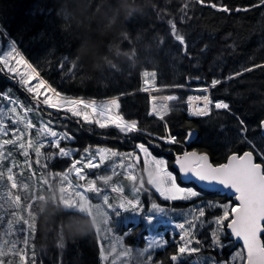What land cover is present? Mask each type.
Wrapping results in <instances>:
<instances>
[{
  "label": "trees",
  "instance_id": "16d2710c",
  "mask_svg": "<svg viewBox=\"0 0 264 264\" xmlns=\"http://www.w3.org/2000/svg\"><path fill=\"white\" fill-rule=\"evenodd\" d=\"M213 3L216 8L210 6ZM224 6L228 12L221 10ZM176 34L184 36L183 44L175 39ZM81 49L87 53L83 58H79ZM6 52H12V60L20 61V57H24L36 72L31 73L29 69L27 72V68L20 72L16 68L10 73L3 64L4 72L14 78L15 83L0 75L1 116L5 115L3 107L8 101L21 112L24 105L30 106L36 101L34 92L28 91L35 77L38 84L44 80L50 86L43 88L51 96L50 90L55 88L71 97L117 101L120 107L112 113L123 116L126 121H137L138 131L128 136L132 135V140L139 136L148 138V144L158 142L164 152L157 145L150 148L169 158L173 159L175 153L185 149L207 153L213 164L224 162L231 153L245 150L253 151L259 162L261 154L264 155L261 132L264 5L260 0H203V3L200 0H0V56ZM246 68L252 70L244 71ZM238 72L241 74L236 75ZM214 79L221 83L213 86ZM149 86L168 88L167 93L177 96L175 101L179 103L172 105L163 119L149 114V96L141 91ZM189 87H209L211 100H222L229 104V109L212 107L205 116L188 117L182 101L190 92ZM39 105L29 110L33 122L31 135L42 143V154L46 158L36 164L38 174L48 176L50 172L68 169L73 157L61 156L55 146L51 151L46 150L48 137L37 128L41 126L40 119L49 120L46 125L57 133L65 131L67 139L57 136L60 146L101 143L124 150L129 137L107 138V134L115 136L106 134L107 128L88 124L66 110ZM11 126V120L5 123L3 117L0 118L1 131ZM193 129L197 131L195 138L185 144V138ZM154 134H170L176 137L177 143L164 144ZM70 137L74 139H68ZM7 140L2 133L0 188L6 175L2 168L7 169L9 165L12 168L15 161L20 160ZM167 164L174 170L170 160ZM176 178L180 185L193 187L199 195L188 201L162 202L164 209H170L163 214L167 232L158 236L159 246L152 261L158 256V264H170V257L176 256V264H243V250L240 245L231 247L225 224L223 231L217 232L220 246L213 243L212 236L217 230L214 218L218 215L213 211L220 209L219 205H234V198L218 191L199 189ZM57 199L36 204L34 220L38 219V231L35 225L27 249L30 264H105L106 239L100 238L90 215L64 207ZM191 206L196 207L198 213L202 207L205 215L191 217L190 212L184 211ZM18 207H6L5 198H0V220L11 212L15 214ZM181 223L185 225L183 230L178 227ZM186 232L191 235L185 236ZM131 235L122 237L124 246L130 245ZM182 236L185 239H181ZM261 239L264 241V235ZM187 240L192 243L188 244ZM182 246L199 250L180 253Z\"/></svg>",
  "mask_w": 264,
  "mask_h": 264
},
{
  "label": "rangeland",
  "instance_id": "374dc122",
  "mask_svg": "<svg viewBox=\"0 0 264 264\" xmlns=\"http://www.w3.org/2000/svg\"><path fill=\"white\" fill-rule=\"evenodd\" d=\"M3 64L4 63L0 65L3 67ZM6 67H11L14 71L18 68L20 72L26 69L25 65L19 63L18 58H13L12 60V57H10L9 64ZM27 70L28 69H26V71ZM14 71L10 73H14ZM28 76L30 77V75ZM35 80H37L35 77L31 79L33 83L31 82L32 84L29 88L38 84V81L36 82ZM40 91V96L52 98L51 94L45 88L42 87ZM156 94L177 97L175 93H167L160 90H155L153 94L150 92V95ZM204 95L210 97L208 88L198 87L188 93L186 97H202ZM160 97L164 96L161 95ZM39 100L42 104L43 99L39 97ZM110 100L111 99L92 101H95L98 105L101 103L112 104ZM174 102V104L179 103L176 101ZM38 104L40 103L30 106L23 104L25 107L24 111H26V113H24L21 112L13 102L8 101L3 107V109L5 108V115H0V118L3 117L5 123L9 120L12 121V126L10 128L5 127L2 131L0 130V135L3 133V135L7 136V144L12 151L17 152V156L20 159L15 161L12 168L10 165L7 169L2 168L4 175H6L5 178L2 179L0 198L6 197L19 207L15 214L3 217L0 220V264H30L31 261L29 262L27 249L30 246L31 232L34 230L35 225L38 231V219L34 220L36 204L41 205L47 202H55L57 197V200L64 207L74 208L90 215L100 238L106 239L105 264H158L160 262V257L157 256L156 261L153 262L152 255L159 244L155 246L150 245L158 241V236L160 234L167 232L163 214L167 212V210L170 211V209L165 208L164 212H156L152 209L153 204L164 209V204L162 202L165 200L159 196L152 185L148 184V178L149 172L152 170L151 162L153 158L165 160L168 171H171L173 175L178 177L175 169H170L167 164L170 160L174 168L176 161L175 155L172 159L163 154L155 153L153 149L150 148L151 146H158L160 151H165L158 142L151 141V143L148 144V138H144L143 136H139L136 140H132V135L128 136L129 134L120 133L114 125L109 124L106 129V134L112 133L115 136H108L109 134H107V138L119 139L120 135L129 137L127 142L124 143V150L120 151L114 147H109L101 143L79 144L71 147L68 145L69 148L65 147V150L70 152V155L73 156L70 167H67L68 169H61L60 172L57 170L55 173L50 172L48 176L46 174L45 176L40 175L38 174L36 164L44 162L46 158H44L41 152L40 142H36V139L31 135V124L33 125V122H31V113H29L31 106L38 107ZM185 108L187 110L186 104ZM213 108L215 109L214 106ZM13 109H15V111H13ZM87 111L91 119L95 120L98 118L91 112V109ZM112 112L110 115H114ZM81 118L83 119V117ZM40 121L42 127H45L44 124L49 123V120L46 118L40 119ZM58 134L62 138L67 139L64 130L59 131ZM117 135H119V137H117ZM168 136L171 135H155V138L162 141L164 144H172L168 143L166 139H161L162 137L167 138ZM68 139L73 140L74 137ZM139 139H142V141ZM50 141L51 138H47V143ZM140 143L145 144L149 150V155H145L136 147ZM51 146L53 145L49 144L47 148ZM102 149L109 150V154L104 160L100 153ZM166 149L169 151L172 150L171 148ZM111 152H116L118 155L112 156L110 155ZM90 162L94 164L91 166L92 168L88 167ZM260 163L264 166L263 154H261ZM74 164L77 168L73 167ZM130 177H135V179H130ZM43 184L44 186L39 189ZM177 184L185 189L195 191L193 187H185L178 182ZM114 189H122V191H115ZM136 189H140V191L137 192ZM15 194L20 197L15 198ZM137 200L139 201L138 205L136 204ZM126 201H132L135 207L127 205L121 207V204ZM220 206L221 205H219V207ZM229 206L233 207V205ZM196 209V207L191 206L184 211L185 213L190 212L192 214L191 217H193V215H199ZM5 211L9 213V210L5 209ZM5 211L3 210L2 213L4 214ZM120 212H122V215L119 214ZM213 212L218 214L216 215L217 217L222 215L223 209L220 207V209L218 208ZM148 217H154L151 223L148 222ZM226 224L227 222H225V230ZM129 233H132L130 245L126 244V246H124L122 237ZM140 238L141 243L139 242ZM236 245H234L232 241L231 247ZM172 257L173 256L170 257V264H176V260L174 261ZM190 264L206 263L190 262Z\"/></svg>",
  "mask_w": 264,
  "mask_h": 264
},
{
  "label": "snow or ice",
  "instance_id": "6c2138e0",
  "mask_svg": "<svg viewBox=\"0 0 264 264\" xmlns=\"http://www.w3.org/2000/svg\"><path fill=\"white\" fill-rule=\"evenodd\" d=\"M203 3V0H200ZM260 3L264 5V0H260ZM216 8L215 3L210 5ZM223 11L228 12L229 9L224 6ZM239 10V9H238ZM245 11L248 9H244ZM173 32H176L175 25L173 24ZM175 39L181 44L184 43V36L176 34ZM15 51V48H13ZM18 54V53H17ZM12 56V52H6L4 55L0 56V61H3L5 66H8L9 59ZM19 63H24L26 68L30 70L31 73H35L36 69L24 61L23 57H20ZM255 67H260L256 65ZM8 70L14 71L13 68L9 67ZM251 68H246L244 71H251ZM28 73H25L27 75ZM241 73H236L240 75ZM212 85H218L221 83L220 80L214 79ZM42 87H50L46 85L44 80H40L39 84L30 87L29 92H34V99L37 103H41L39 97L41 95L40 89ZM52 98L45 96L42 100V104L56 110H66L73 117L80 118L83 117V121L88 124H97L101 128H107L109 124L114 125L120 133L130 134L136 132L137 121L131 120L126 121L123 116L120 115H110L113 109H118L120 107L117 101L112 104L101 103L97 104L95 101H86L84 99H76L71 96L62 95L55 88H51ZM171 99H176L172 97ZM193 97H188L189 102H191ZM197 100L203 101L202 108H196L193 112L196 116H205L209 112V105L212 103L209 96L204 95L202 97H196ZM215 109H229V104L224 101H217L214 105ZM88 109L95 114L97 119L93 120L90 118ZM15 111V109H13ZM164 111L167 108L164 107ZM152 112L160 115L158 110L152 109ZM163 119V116L160 115ZM243 124V121H240ZM43 135L53 138V142L57 148H59V153L61 156H68L69 152L65 151L64 148L59 147L60 140L56 139L58 133L53 131L51 127L45 126ZM166 139L168 143H177L176 137L168 136ZM145 155H149V150L144 143H140L136 146ZM103 160L107 158L109 150H100ZM110 155L116 156L118 153L111 152ZM101 159V155H100ZM152 170L149 172L148 184L155 188V191L162 197L165 201H188L193 197L199 195L198 192L191 189H185L177 184V178L171 171H168L166 162L163 159L152 160ZM176 165L179 167V171L183 174L192 176L195 180L200 182L208 183H218L226 189L234 190L236 201L238 202L234 207H230L225 204L222 207V215L215 218L214 223L217 225V230L212 232L213 243L220 246V239L217 232H222L225 222H227V229L231 230V234L243 241V248L246 249V264H264V241L261 240V235H264V166L260 163H255L253 158V153L251 151H246L243 155H237L233 153L227 159L226 163L214 165L210 162L207 154H200L197 152H183L182 156H178L175 161ZM94 165L91 162L88 164L89 168ZM75 167V164L73 165ZM77 168V167H75ZM130 179H135V177H130ZM142 183V182H141ZM115 191H122V189H114ZM137 192L140 189H136ZM139 204V201H136ZM132 206V201H126L121 204V207ZM211 207V205H209ZM152 209L156 212H164L165 209L160 208L158 205L153 204ZM205 215L204 209L199 208V216L203 217ZM154 217H148V222L151 223ZM182 230L185 228L183 223L178 225ZM194 227V225H193ZM191 235V233L186 232L185 236ZM182 236L181 239H185ZM198 244L200 241H196ZM188 244H191V240H187ZM159 242H153V245H158ZM197 248H186L180 247L179 252H197ZM172 259L177 260L176 256Z\"/></svg>",
  "mask_w": 264,
  "mask_h": 264
},
{
  "label": "water",
  "instance_id": "95a60500",
  "mask_svg": "<svg viewBox=\"0 0 264 264\" xmlns=\"http://www.w3.org/2000/svg\"><path fill=\"white\" fill-rule=\"evenodd\" d=\"M7 36V35H6ZM0 75H3V76H8V75H6L5 73H4V71H3V69H2V67H1V65H0ZM8 78H10V77H8ZM261 131H262V134L264 135V120L261 122ZM196 130L195 129H193L192 131H190L189 133H188V135H187V137L185 138V143L186 144H189L194 138H195V136H196ZM185 151H188V152H197V153H199L198 151H196V150H193V149H187V150H184L183 152H185ZM246 151H251V150H245V151H243V152H241V153H236V152H234L235 154H237V155H243V153L244 152H246ZM183 152H180V153H177L176 155H175V159L178 157V156H182V154H183ZM252 152V151H251ZM253 153V152H252ZM200 154H207V153H200ZM233 153H231V154H229L228 156H227V158L225 159V161L224 162H222V163H218V164H214V165H219V164H223V163H226L227 162V159H228V157L230 156V155H232ZM208 155V154H207ZM209 157V156H208ZM253 158H254V162L255 163H259V162H257V161H255V156H254V153H253ZM209 160H210V158H209ZM210 162H211V160H210ZM212 163V162H211ZM213 164V163H212ZM261 164V163H260ZM262 165V164H261ZM263 166V165H262ZM174 169H175V171L177 172V175H178V178H179V180L181 181V182H183V183H192L194 186H196L197 188H199V189H203V190H207V191H218V192H222V193H224V194H226V196H234V200H235V202H236V204L238 203L237 201H236V197H235V194H234V190H229V189H226L225 187H223L222 185H219L218 183H208V182H200V181H197V180H195L192 176H190V175H185V174H183V173H181L180 171H179V167H178V165H176V163L174 164ZM235 204V205H236ZM227 225V224H226ZM226 230H227V232H228V234H229V237L232 239V241H233V243H234V245H236V244H239L241 247H242V249H243V251H244V255H245V260H244V264H246V255H247V252H246V249L245 248H243V241L241 240V239H238V238H236V237H234L232 234H231V230L230 229H227V227H226Z\"/></svg>",
  "mask_w": 264,
  "mask_h": 264
},
{
  "label": "built area",
  "instance_id": "2783aa9c",
  "mask_svg": "<svg viewBox=\"0 0 264 264\" xmlns=\"http://www.w3.org/2000/svg\"><path fill=\"white\" fill-rule=\"evenodd\" d=\"M153 90H155V89H146V91L149 93L152 92ZM161 95L164 96L162 99L159 98ZM172 97L173 96H171V95H164V94L150 95V112L156 117H160V115L163 116L165 113H167L169 111L170 105L174 103L175 99L174 100L171 99ZM187 101H188V98L186 97L185 103H187ZM164 107L167 108V111H164ZM152 109L158 110L160 115L153 113ZM187 113H188V115H190L188 108H187Z\"/></svg>",
  "mask_w": 264,
  "mask_h": 264
},
{
  "label": "bare ground",
  "instance_id": "6f19581e",
  "mask_svg": "<svg viewBox=\"0 0 264 264\" xmlns=\"http://www.w3.org/2000/svg\"><path fill=\"white\" fill-rule=\"evenodd\" d=\"M7 75V74H6ZM5 77H9V75L8 76H5ZM206 88H208V91H209V87H206ZM146 89H155V90H160V91H164V92H166V90L168 89V88H154V87H146V88H144V89H142L141 91H143V92H146V93H148V95H149V114H151V115H153L151 112H150V93L149 92H147L146 91ZM155 90H153L151 93L153 94L154 92H155ZM192 97V96H191ZM198 97V96H197ZM74 98V97H73ZM160 99H162L163 97H159ZM196 97H193V99H192V101L191 102H189V100L187 101V103H185V101H182V103H185L186 105H187V108H188V110H189V114L190 115H188V113H187V110H186V115L188 116V117H202V116H196V115H194L193 114V112H194V110L196 109V108H202L203 107V101L202 100H197V99H195ZM211 99V98H210ZM175 101V100H174ZM212 101V100H211ZM213 103H211L210 105H209V112H208V114L210 113V110H211V108L215 105L214 103L215 102H217V101H212ZM175 103V102H174ZM173 103V104H174ZM173 104H171L170 105V107L173 105ZM169 107V108H170ZM154 116V115H153Z\"/></svg>",
  "mask_w": 264,
  "mask_h": 264
},
{
  "label": "flooded vegetation",
  "instance_id": "af4514ba",
  "mask_svg": "<svg viewBox=\"0 0 264 264\" xmlns=\"http://www.w3.org/2000/svg\"><path fill=\"white\" fill-rule=\"evenodd\" d=\"M5 73V72H4ZM6 74V73H5ZM7 75H9V74H7ZM1 76H3V75H1ZM4 78H6L8 81H12V82H14L15 83V79L14 78H12L11 76H9L10 78H8V77H5V76H3ZM20 92H21V90H19ZM23 95H24V97L26 98V96H25V93H23V92H21ZM20 94V93H19ZM47 147L49 146V144L48 145H46ZM53 148L52 147H50V151L52 150Z\"/></svg>",
  "mask_w": 264,
  "mask_h": 264
},
{
  "label": "crops",
  "instance_id": "0c3cea01",
  "mask_svg": "<svg viewBox=\"0 0 264 264\" xmlns=\"http://www.w3.org/2000/svg\"><path fill=\"white\" fill-rule=\"evenodd\" d=\"M19 197H20L19 195H16L15 194V198H19ZM4 198H5V201H6V205H13V204H15L13 201L9 200L8 198H6V197H4Z\"/></svg>",
  "mask_w": 264,
  "mask_h": 264
},
{
  "label": "clouds",
  "instance_id": "9594fccd",
  "mask_svg": "<svg viewBox=\"0 0 264 264\" xmlns=\"http://www.w3.org/2000/svg\"><path fill=\"white\" fill-rule=\"evenodd\" d=\"M87 55V53L83 50V49H81V51H80V53H79V58H83V57H85Z\"/></svg>",
  "mask_w": 264,
  "mask_h": 264
}]
</instances>
